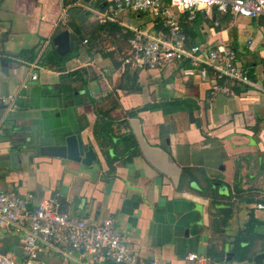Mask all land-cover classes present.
<instances>
[{
	"label": "crops",
	"instance_id": "crops-1",
	"mask_svg": "<svg viewBox=\"0 0 264 264\" xmlns=\"http://www.w3.org/2000/svg\"><path fill=\"white\" fill-rule=\"evenodd\" d=\"M90 13L73 6L62 20L61 0H3L0 4V189L20 196L33 194L31 206L44 198L55 199L59 210L72 216L98 221L111 216L132 250L146 262L194 264L187 255L197 252L219 264H264V259L254 258L264 250V208L257 207L264 193V94L240 85L233 94L213 95V72L206 67L188 72V61L163 69L123 65V42L92 47L84 41L91 34H80V39L72 34L77 19L98 25ZM130 14L142 15L122 12L125 19ZM250 20L258 23L261 33L249 34L246 48L232 22L220 32L203 24L200 32L204 34H196L194 42L233 50L255 78L253 72H261L264 62V34L262 21ZM155 23L145 28L156 30ZM65 28L70 29L71 51L64 69L39 61V77L32 80L30 63L44 47L41 56L56 49L53 38ZM22 50L32 52L34 59L20 56ZM13 93L18 95V106L8 112L2 97ZM108 94L118 105L112 112L117 117L135 110L127 114V123L139 150L129 163L116 161L113 166L94 135L93 100ZM191 110L195 122L190 121ZM71 134H81L94 147L98 158L92 165L39 154L42 144ZM30 141L34 146L28 150ZM214 188L229 195L234 204L226 239L213 231ZM251 216L258 220L263 236L253 249L256 254L251 251L242 259L232 251V240ZM0 240L1 250L13 255L19 236L0 232ZM210 247L217 255L209 252ZM228 252L234 253L230 261ZM72 256L44 254L26 261L117 264L92 262L82 250H73Z\"/></svg>",
	"mask_w": 264,
	"mask_h": 264
},
{
	"label": "built area",
	"instance_id": "built-area-1",
	"mask_svg": "<svg viewBox=\"0 0 264 264\" xmlns=\"http://www.w3.org/2000/svg\"><path fill=\"white\" fill-rule=\"evenodd\" d=\"M3 0H0V4ZM91 1V0H90ZM88 1V2H90ZM86 0H61L62 20L73 6L90 11L99 22H117L131 33L129 52L122 58L123 65L136 68L163 69L173 62L188 61L193 67L211 68L213 95L233 94L234 86H245L264 94V62L261 72L253 73L242 65L236 53L224 46H210L188 40L182 30L180 16L193 21L198 14L204 20L212 19L215 12L229 13L262 21L264 34V0H102L91 5ZM149 13L161 22L162 29L143 28L124 21L122 12ZM212 28L220 32L219 20L214 19ZM85 42L87 39L84 40ZM50 40L45 42V46ZM39 57L30 63L31 79L39 77ZM205 65V66H202ZM17 94L2 97L6 111L17 109ZM33 194L20 196L0 189V232L17 234L23 248V259H36L40 255L73 257V250H82L92 262L109 261L117 264H159L155 259L142 260L130 247L124 235L117 229L116 221L109 216L100 221L91 217L72 216L59 210L55 199L44 198L31 206ZM258 208H264V193ZM0 264H16L12 254L1 250ZM187 259L194 264H219L212 257L190 252ZM83 264V262H82Z\"/></svg>",
	"mask_w": 264,
	"mask_h": 264
},
{
	"label": "trees",
	"instance_id": "trees-1",
	"mask_svg": "<svg viewBox=\"0 0 264 264\" xmlns=\"http://www.w3.org/2000/svg\"><path fill=\"white\" fill-rule=\"evenodd\" d=\"M234 16L229 13H219L215 12L212 19L204 20L203 14L199 13L197 18L193 21H188L186 16L182 14L180 16V24L182 30L186 33L188 40L194 42L197 37V32L193 30L191 24L199 23V29L203 24H211L212 26L214 19L219 20L221 27L228 26L233 21ZM161 22L156 21L154 27L156 30L162 29ZM97 31L91 33L87 39V43L90 46H101L104 48L106 44L123 42V54L122 57L126 56L129 52V36L130 32L126 31L123 26L117 22H103L99 23L96 27ZM76 34V38L80 39L79 28H73ZM28 53V54H27ZM20 56H25L29 59H34V54L28 50H22L19 53ZM69 57V53L62 56L55 48L49 49L44 53L41 58H39L40 63L53 68H58L60 70L64 69L65 62ZM129 66V65H128ZM205 66V65H202ZM190 67L193 66L190 64ZM210 71L211 68H208ZM212 71V70H211ZM235 87V86H234ZM102 101V102H101ZM96 105L97 120L94 124V135L102 148L103 156L107 159L111 166L114 165L116 161H121L122 163H129L134 156L139 153L135 136L131 130L128 129L127 117L128 115L134 114L135 110L127 112L125 117H117L112 112L118 107L114 97L108 94L102 100H93ZM136 113V112H135ZM129 115V116H130ZM212 198L210 203L213 210V231L217 233L219 238L228 237L227 226L233 215L234 204L229 202L227 194H219L217 189H211ZM258 220L251 216L245 223L244 227L237 233V235L232 240V251L235 252L237 256H241L244 259L248 253L253 251L256 242L263 235L259 232ZM215 248V247H214ZM209 252L217 255V250H213V247L209 248ZM254 252V251H253ZM255 253V252H254ZM256 254V253H255ZM221 255L224 256V250L221 251ZM254 255V254H253ZM251 254L249 257H253Z\"/></svg>",
	"mask_w": 264,
	"mask_h": 264
},
{
	"label": "water",
	"instance_id": "water-1",
	"mask_svg": "<svg viewBox=\"0 0 264 264\" xmlns=\"http://www.w3.org/2000/svg\"><path fill=\"white\" fill-rule=\"evenodd\" d=\"M90 1V0H86ZM82 18H86V15L82 12ZM70 29L65 28L58 32L54 38L53 43L56 45V51L64 56L71 51V42H70ZM189 118L191 122H195L194 112L191 110L189 112ZM29 149H32V142H29ZM39 154L47 157H57L62 159H68L76 162H80L85 165H92L94 161L97 160L98 155L96 150L92 145L85 143L84 138L81 134H71L65 136L64 139L58 141L57 139H52L51 143L42 144L39 147ZM10 161L11 164L14 162V151L10 152ZM233 252L227 253V261L232 260ZM13 258L16 261V264H21L23 259V248L19 244L14 248ZM255 260L264 259V250L255 255Z\"/></svg>",
	"mask_w": 264,
	"mask_h": 264
},
{
	"label": "rangeland",
	"instance_id": "rangeland-1",
	"mask_svg": "<svg viewBox=\"0 0 264 264\" xmlns=\"http://www.w3.org/2000/svg\"><path fill=\"white\" fill-rule=\"evenodd\" d=\"M89 17H90V19L92 18L91 13L89 14ZM120 18H122L124 21H129V22H132L134 24L142 25V27H144V28L150 27L151 23L153 21H156V18L149 13H142V15L139 18L136 16V14L135 15L130 14L128 16V18H126V19L123 16ZM83 21L85 22L84 25H82ZM231 24H232L231 26H233V29L239 30L240 41L243 42L241 44V46L243 48H246V45H247L246 39L249 36V34H252V36H255V34L261 33V27L258 25V23L257 22L255 23V21L253 22L252 20H250V18H247V17L237 16V17L233 18V21ZM191 25L193 27V30H195L197 32V34H204V33L200 32L199 23H193ZM205 25H206V29L212 28V25L209 23L205 24ZM74 26H75V28L78 27L80 29L79 30L80 34H91V33H95L97 31L96 30L97 29L96 28L97 23H95L93 21H89V20L86 21V20L77 19V25L74 24ZM71 32L73 34L74 30H71ZM198 41H201V40L198 39ZM249 53H251V51H249ZM242 62H243V60H242ZM222 190L224 192L226 191L223 185L221 186V191ZM14 245H13V248H14ZM21 264H27V261L26 260L24 261V259H22Z\"/></svg>",
	"mask_w": 264,
	"mask_h": 264
}]
</instances>
